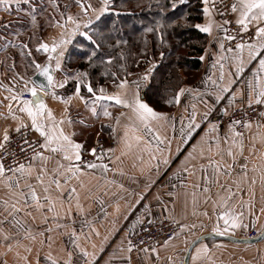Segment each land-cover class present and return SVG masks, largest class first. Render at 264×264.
I'll return each instance as SVG.
<instances>
[{
	"label": "crops",
	"instance_id": "crops-1",
	"mask_svg": "<svg viewBox=\"0 0 264 264\" xmlns=\"http://www.w3.org/2000/svg\"><path fill=\"white\" fill-rule=\"evenodd\" d=\"M22 3L24 0H21L20 4ZM211 4L212 0L207 5L211 16L203 13V20L199 23L204 24L209 18L215 21L211 34L202 32L206 36V44L201 55L204 57L203 60L200 57L199 70L188 72V79L181 87L186 91L181 94L180 102L174 101L172 109L163 112L167 114L168 119L153 122L154 132L152 133L142 130L140 134L144 136L143 141L138 146L134 143L131 150L125 148L121 139L125 127L135 121L131 109L116 105L114 101H103L101 102L103 107L97 105L98 114L94 115L91 112L92 98L89 94L86 96L88 99L86 106L84 101L73 95L75 90L68 95H63L60 93L63 88L55 89L57 96H73L66 114L71 117L73 124L69 126L65 122L63 125L65 133H76L73 139L83 144L82 156L90 152L97 137L102 136L112 140L115 151L112 152L111 167L105 171L102 167L88 169L85 166L82 167L83 174L79 175L78 179L73 177L69 180L62 190H57L54 184L50 185V194L56 204L53 212L48 211L47 201H44L43 197L47 195L44 188L49 187V175L56 167L57 157L47 162L44 184H39L36 179V174L40 171L39 161L36 162V171L27 180V183L32 184L41 197V202L45 205L42 209H38L30 199L29 205L25 207L24 200L12 194L20 191L28 192V189L24 187L23 179L20 189H9L5 179L0 177V201L7 200L9 204H12L19 200L18 207L21 211L14 215L23 224V227L14 224L13 217L9 215L11 209L5 211L3 204L0 203V220L7 218L0 225L3 229L0 233V264H37L38 254L39 264H46L45 256L49 253L58 260L59 264H64L69 251L73 252V264H180L185 249L195 238L214 232L213 229L217 227V224L223 231L225 227L223 220L218 221L217 217L225 208H231L235 213H243L240 217L242 226L230 229L228 235L246 238L251 230L260 232L264 223V211H262L264 180L261 179L264 175V117H258L251 123L250 128L245 129L242 135V154L239 148L241 137H233L229 132V125L217 119L220 115L222 117L226 115L222 109L227 108L229 114L241 108L240 105L246 102L248 90L245 82L252 77L256 62L246 63L244 72L236 74L238 61L233 57L239 53L232 44V40L225 39V33L217 29L216 24H221L223 27L225 25L217 19ZM9 6L12 8L16 4L13 2ZM237 16V13H233L234 22ZM12 21L0 20V26ZM255 26L253 23L249 30L252 34H254ZM1 37L3 35H0V41ZM50 37L49 33L43 42L51 44L53 39L59 40L61 35L59 34L57 38L54 36L55 38L51 40L47 39ZM220 44L224 45L223 49L220 48ZM36 48L37 46L23 52V55H27V63L21 66L20 59L12 58L16 55L13 53L15 50L0 43V134L5 128L10 130V134L14 132L11 130L15 128L17 121L13 119V113L16 116H23L25 120L28 119L26 114L19 112L20 105L10 100L13 93L8 89L18 91L23 88L24 82L18 78L14 79L16 73L24 76L25 79L36 73L31 64L33 59L41 64L47 61V54L42 51L37 52ZM229 48L233 51H227ZM66 49L67 46L64 49L65 52ZM29 52L31 55L28 54ZM243 55L247 60L246 50ZM221 57H227V59H221ZM63 58L64 56L61 58V63ZM55 63L53 60L54 79L63 81L65 78L60 68L55 67ZM221 64L224 65L223 83L230 78L235 79L236 83L231 86L228 93L222 94L224 98L219 103H215L214 94L218 89L212 81L221 83L219 80ZM13 65L15 67H12ZM152 68L153 66L149 65L138 76L128 80L127 94L129 96L136 90L131 81H139L140 96L147 103L144 92L150 78L148 70ZM146 72L148 78L143 79ZM104 87L108 93L124 91L116 86ZM233 92L243 93V100L239 94L237 95L235 107L229 106ZM25 94L30 96L29 99L32 98L31 93ZM41 95L48 108L53 111L57 119H60L61 115L65 114L64 103L54 99L51 91L47 95L43 93ZM104 107L111 113L110 117L103 115ZM205 113H208L207 121L203 119ZM193 115H195V123H198L200 127L194 128L191 137H188L189 124ZM212 123L219 125L217 131L208 130ZM107 129L109 134L106 133ZM31 135L39 136L35 132ZM217 135L220 137L219 150L214 139ZM226 136L227 139H225ZM233 139L237 141L236 144L232 143ZM149 145L150 151L147 150ZM229 148L232 149L235 159L227 154ZM45 155L52 154L45 152ZM153 156L155 159H152ZM210 160L220 162L221 169L218 173L214 172L213 167L210 166ZM253 180H255L254 184ZM61 183L63 184V178ZM72 187L76 188L78 196L72 194L69 200ZM206 187L209 189L207 192L204 191ZM229 191L233 193L231 198H229ZM77 200L83 212L77 208ZM225 200H227L226 205ZM138 218L142 223L137 222ZM148 220H171L179 225L180 230L172 240L155 252H130L127 249V240ZM181 225L186 227L181 228ZM193 225L195 227H192ZM28 228L31 229L35 240L25 235V229ZM48 229L51 231L49 232ZM73 230L79 236L78 243L89 253L88 257H83L78 249L73 248L71 244ZM97 232L99 235L96 234ZM3 233L9 235L7 240L4 239ZM49 236L53 238L52 242L48 240ZM9 244L12 245L11 249L8 248ZM202 245H206L208 250L202 251L199 259L193 261L192 254ZM29 248L31 251H28ZM189 264H264V239L254 244L230 243L221 240L203 241L193 248Z\"/></svg>",
	"mask_w": 264,
	"mask_h": 264
},
{
	"label": "snow or ice",
	"instance_id": "snow-or-ice-1",
	"mask_svg": "<svg viewBox=\"0 0 264 264\" xmlns=\"http://www.w3.org/2000/svg\"><path fill=\"white\" fill-rule=\"evenodd\" d=\"M13 2H15V4L17 5V9H19L21 0H0V4H4L6 8L9 4ZM178 2L185 3L186 0H178ZM209 2L210 0H202V3L205 5L203 7V13L206 16L210 17V9L207 6ZM24 3H27L29 5V8L31 9V19L32 22L35 23L36 5L32 2V0H24ZM50 3L54 8H58V5L56 4L55 0H50ZM74 3L79 6L80 11L75 15L71 13L65 14L64 12H60V19L55 21V23L52 25L53 27H60L61 29L65 30L66 35L62 32L61 38L59 40L53 39L51 44L43 41L37 44V52L42 51L43 53L47 54L46 63L41 64L34 59L31 61V64L34 66L36 72H38L40 76L46 78L47 84H38L37 81L32 79L31 77L25 79L24 76H21L19 73H16L14 79L18 78L19 80L23 81L24 86L18 91L11 88L8 89L9 92L13 93L10 97V100L15 101L18 105H20L19 112L22 114H26L28 118L27 120H25L23 116H16L15 113L12 114L13 119L17 121L15 128L11 130L17 134V138L19 140L16 149L9 150V145L13 143V139L8 128H5L2 134H0V136H2V138H0V177H3L5 179L6 186L9 189H20L21 180L23 179L25 181L24 187L28 189L27 193L23 191L12 193L14 196L18 195L24 200L25 207L29 205V199L33 204H35L38 209H42L45 207L44 203L41 202V197L37 194L35 187L32 184L27 183V180L36 171V162L39 161L40 171L36 174V179L39 184H44V176L47 174V162L53 159L54 157H57L56 167L52 169V173L51 175H49V187L44 188V192L47 195L43 197V200L47 201L48 211L50 212L55 211L56 208L55 201L53 200L50 194V185L54 184L57 190H62L64 185H66L69 180H71L73 177H76L78 179L79 175L83 174V169L81 167L82 164L85 165L88 169L102 167L105 171L108 170V165H98L97 163L91 161H84L82 158L83 144L78 143L73 139L76 133H65L63 128L65 122H67L69 126L73 124L71 117L69 115H66L68 113V106L71 104L73 96H57L55 89L64 88L65 85L68 83V77L66 76L63 81H56L51 72V68L53 60H55L56 62L55 67L57 69L61 68V58L65 55L64 49L69 43L72 42V38L77 36L78 34L86 38V40L91 42L93 45H95L96 49L100 48V44L97 42L96 39H94L93 35L90 33L92 32V27L95 22L99 21L105 13H108L111 10L112 0H100L99 7H94L90 0H74ZM176 3L177 0H173V8L176 7ZM212 6L213 8L215 7V0H212ZM68 7L69 5L66 4L65 8ZM89 11H91L92 13L91 16L89 15ZM231 11L233 13L238 14L235 22L237 25L240 26V31L243 32L245 35H247V33L249 32L253 23L256 25L254 29V34L250 36L247 41L241 39V42L235 45V49L239 53L238 55L233 57L234 60L238 61V63L236 64V74H241L244 72V65L246 63H252L253 61L256 62V67L253 69L252 77L245 82L248 90L247 99L245 103H242L240 105L241 111H245V108H253L254 105L264 107V0H234V2L231 4ZM221 15H223V13H221ZM82 16L86 18L82 19ZM214 23L215 21L209 18L206 23H197L195 24V27L203 33L211 34ZM224 23L226 24L229 22L225 21ZM7 26V24L4 25V27ZM216 27L217 29L225 33V39H236V37L227 34L228 29L223 27V25L216 24ZM146 31L152 32L154 31V29L149 27L146 29ZM22 47L27 48L28 46L25 44L22 45ZM220 48L223 49L224 45L220 44ZM245 50L247 51V60L244 59L243 55ZM227 51L231 52L233 51V49L229 48L227 49ZM28 54L31 55V52H29ZM161 55L163 54L161 53ZM95 56L96 51L93 50L91 55L88 56V60L91 61L92 58ZM203 58L204 57H201L202 60ZM221 59H227V57H221ZM108 62H111V58H109ZM12 67H15V65H13ZM121 67H123V65ZM220 67L222 69L219 77L221 83H217V81L215 80L212 81L213 85H215L218 89V91L214 94L215 103H219L224 98L222 94L228 93L231 89V86L236 83V80L232 78H230L226 83H223L224 65L221 64ZM148 71L150 72L151 69H149ZM112 75L115 78L116 74L112 73ZM129 75H131V73H129ZM87 76V72L78 73L76 75L75 91L73 95L75 97H78L81 101H84L85 105L87 106L88 99L84 95H81V87L86 88L87 93L92 98L91 112L94 115L98 114L97 105L103 107L101 103L103 101H114L116 105H120L132 110V113L135 117V121L125 127L123 137L121 138L127 150H131L134 143L138 146L140 142L143 141L144 136L140 134L142 130L147 133H152L154 132L153 122H160L162 120L168 119L166 113L156 111L154 108L149 106L148 103L143 101L139 93V81H131V84L135 85L136 90L131 94V96H129L127 94L129 81L126 78L120 80L119 84L115 85L118 89L124 91L108 93L104 86L94 88L92 86L91 81L86 79ZM147 78L148 73L146 72L143 76V79ZM46 89L51 90V95L54 99L61 100L65 105V114H62L60 119H57L53 111L48 108L43 96L41 95V93H43L44 95L48 94ZM185 91L186 90L183 88L179 90V92L174 97V101L176 103L180 102V96ZM26 92L31 93V99L24 98V93ZM238 94L240 95L241 100H243L242 92H233L229 100V106L235 107ZM167 102L172 103L173 101L169 100ZM9 111H11V107H9ZM222 111L226 115L228 114L227 108L222 109ZM103 115L109 117L111 116V113L107 110L106 107H104ZM246 115L247 113L245 112V116ZM257 115L259 117H264V110L259 111ZM203 119L205 121L208 120V113L204 114ZM117 122H119V120H117ZM80 123H83V121H80ZM241 124L244 128L251 127V121L247 119L243 121L233 119L231 120L228 127L229 132L232 133L233 137H241V140L239 141V148L242 154L243 134L239 131H236V126ZM199 127L200 125L198 123H195V115H193L189 124L188 137H191L192 130L194 128ZM218 127L219 125L217 123H212L209 125L208 130L217 131ZM33 132L39 134L38 138L29 139ZM157 139H159L158 134ZM214 139L217 146V150H219V135H217ZM225 139H227V136L225 137ZM232 143L236 144L237 141L233 139ZM150 147L151 146L149 145L147 150L150 151ZM89 151L92 155H96L95 148H91ZM107 151L114 152L115 150L110 148L107 149ZM17 152L22 154L20 159L16 158ZM45 152L51 153L52 155H45ZM227 154L229 156H233L231 148L227 149ZM189 155H191V153H189ZM9 156L13 157V167L10 168L5 166V160ZM102 158L103 155L101 153L98 159ZM152 159H155V156H153ZM233 159H235L234 156ZM21 160L23 162H21ZM65 161L67 162L66 164L64 163ZM165 163H167V160H165ZM209 164L213 167L214 172L218 173L220 171V162L210 160ZM225 167L230 166L225 165ZM185 171H187V169H185ZM61 178H63V184L61 183ZM261 179L264 180V175H262ZM205 180L207 182V177H205ZM254 183L255 180H253V184ZM204 191L207 192L209 191V189L206 187ZM72 194H76L78 196L75 187H72L70 189L69 200H71ZM232 195L233 193L229 191V198H231ZM0 203L3 204L5 211H9V209H11V211H9V215L13 217L14 224L23 227L22 221L17 219L14 215L15 213L21 211V209L18 207L19 200L12 204H9L7 200L0 201ZM224 204H227V200L224 201ZM77 208L80 212L84 211L82 206L79 204L78 200ZM262 211H264V209H262ZM205 215H207V213H205ZM242 215L243 213H235L231 208H225L218 214L217 217L218 221L223 220V223L225 225L223 231L219 227V224H217V227H215L213 231L219 233L220 235H226L228 234L230 229H236L241 227L242 223L240 217ZM6 219L7 218H5V220H0V225H2L6 221ZM137 222L142 223V221H139V218ZM147 223L151 225L153 221L148 220ZM243 226L247 227V225ZM58 227H62V225H58ZM184 227L186 226L181 225V228ZM192 227H195V225H193ZM145 230L147 231L148 229ZM48 231L50 232L51 229H48ZM93 231H95V229H93ZM2 232L3 229L0 228V233ZM96 234L99 235L98 232ZM25 235L35 240V236L31 234L30 228L25 229ZM40 235H43V233H40ZM3 237L5 240H7L9 238V235L7 233H3ZM71 237V244L73 248L78 249L79 253L82 254L83 257H88L89 253L87 252V250L82 248L81 245L78 243L79 236L76 234L75 230L72 231ZM52 239L53 238L51 236L48 237V240L50 242H52ZM169 239H171V237H169ZM197 239H199V237ZM165 243H167V241H165ZM192 246H195V241L193 242ZM11 247L12 245L9 244L8 248L11 249ZM132 247L133 246L131 244V241H129L128 250L131 251ZM207 250L208 249L206 245H202L201 247L196 248V252L192 254V260L196 261L197 259H199L200 253L202 251L206 252ZM28 251H31V249L29 248ZM61 251H63V249H61ZM144 251H148V249L145 248ZM152 251L155 252L156 249L153 248ZM185 251L187 252V248L185 249ZM45 261L46 264H59L58 260L55 259L50 253L45 256ZM37 264H39V254ZM64 264H73L72 251H69L67 253V260L64 262Z\"/></svg>",
	"mask_w": 264,
	"mask_h": 264
},
{
	"label": "trees",
	"instance_id": "trees-1",
	"mask_svg": "<svg viewBox=\"0 0 264 264\" xmlns=\"http://www.w3.org/2000/svg\"><path fill=\"white\" fill-rule=\"evenodd\" d=\"M39 1L42 2L41 6L45 4V0H32L36 10L40 7ZM172 3L173 0H112L111 10L95 22L90 33L100 48L96 49L79 34L67 45L60 71L64 78L68 77V83L60 93L68 95L75 90L78 73L87 72L86 79L91 81L94 88L114 87L120 80L138 76L152 65L144 92L145 99L159 112L172 109L174 97L188 79V72L199 70L200 57L206 44L205 34L195 27L203 20L202 1L179 3L177 0L175 8ZM23 5L19 8L28 7L27 3ZM28 22L13 20L0 26V35H3L0 43L15 50L13 53L16 55L12 58L20 59L21 66L27 63V55H23V52L31 48L27 44L28 47L24 48L22 45L25 44L19 42L11 46L3 39L8 40L7 32L13 37L25 31ZM5 24L8 26L4 27ZM15 24L18 31L14 30ZM149 27L154 31L147 32ZM93 50L96 56L89 61L88 56ZM112 73L116 74L115 78ZM81 95H88L86 88L81 87ZM169 100L173 102L168 103Z\"/></svg>",
	"mask_w": 264,
	"mask_h": 264
},
{
	"label": "built area",
	"instance_id": "built-area-1",
	"mask_svg": "<svg viewBox=\"0 0 264 264\" xmlns=\"http://www.w3.org/2000/svg\"><path fill=\"white\" fill-rule=\"evenodd\" d=\"M234 2V0H215V7L213 8L211 4L212 11L214 12L215 16L218 20H220L224 25L225 28L228 29V34L236 37V39L232 40V44L236 45L237 43L241 42V39L244 41H247L250 36H252V32H248L247 35L244 33H241L240 26L237 25L233 21V12L231 11V4ZM223 13V15H221ZM225 21H228L229 23H224ZM25 99H29L30 96L28 94L24 95ZM262 110L261 106L254 105L253 108H245V111H241V108L233 110L231 113L223 116L221 118V122L223 124L229 125L231 120L238 119V120H249L251 123L256 121L258 119L257 113ZM245 112L247 115L245 116ZM245 129L243 125H237L236 131L241 132L244 134ZM13 143L9 145V150L16 149L17 144L19 143V140L17 138V134L15 132L11 133ZM38 137H33L32 135L29 137V139H36ZM93 148L96 149V155H92L90 152L87 155H83L82 158L84 161H91L97 164H105L108 165V169L111 167V158H112V152H108L107 149H113V141L110 139H105L102 136L97 137ZM103 155L102 159H98V157ZM22 154L17 152V159H20ZM13 157L9 156L5 160V166L6 167H13L12 164ZM21 162H23L21 160ZM81 167H85V165H81ZM10 174V173H8ZM145 229H148L147 231ZM180 227L177 223L171 221V220H161V221H153L151 225H149L147 222L143 223L138 232L131 236L127 240V249H129V241H131L132 244V250L130 252H138V251H144L145 248L148 249V252H153L152 249L155 248L156 250L161 248L163 245H165V241L169 242L172 240L176 234L179 232ZM256 231L251 230L247 234V238H254L257 236ZM175 234V235H174ZM171 237V239H169Z\"/></svg>",
	"mask_w": 264,
	"mask_h": 264
},
{
	"label": "rangeland",
	"instance_id": "rangeland-1",
	"mask_svg": "<svg viewBox=\"0 0 264 264\" xmlns=\"http://www.w3.org/2000/svg\"><path fill=\"white\" fill-rule=\"evenodd\" d=\"M55 2L58 5V8H54L50 3V0H45V4L42 6L41 1L37 2L40 4V7L37 5L39 8H37V13H35V23L32 22L29 5L28 7L17 9V5L12 8L8 5L6 8L4 4H0V20H29L25 31H22V33L19 34H14L13 37L10 32H7L5 34L8 37V40L6 41L3 39V41L8 42L11 46L17 42L27 44L32 49L37 46L36 43L38 41H43L49 33L51 37L47 39L51 40L54 36L57 38L59 34H62L60 31L63 29L60 27H53L52 25L55 21L60 19L59 13L64 12L65 14L71 13L75 15L80 9L79 6L74 3V0H55ZM90 2L94 7H98L100 4V0H91ZM66 4L69 5L68 8H65ZM20 6H24L23 3L20 4ZM89 15H92L91 11H89ZM81 18L85 19L86 17L82 16ZM14 30L18 31L16 24L14 25ZM54 31L56 33H54ZM65 32L66 31L63 30V33Z\"/></svg>",
	"mask_w": 264,
	"mask_h": 264
},
{
	"label": "water",
	"instance_id": "water-1",
	"mask_svg": "<svg viewBox=\"0 0 264 264\" xmlns=\"http://www.w3.org/2000/svg\"><path fill=\"white\" fill-rule=\"evenodd\" d=\"M46 63V62H45ZM51 72L53 74V70L51 68ZM32 79L36 80L37 83H43V84H47L46 78L43 76H40L38 72H36L35 74H33V76H31ZM47 92H50L51 90H47ZM143 97V95H142ZM222 115H220L217 119L218 121L221 120ZM199 237V239H197ZM197 238H195L190 245L187 247V252L185 251L184 256L180 262V264H189V258H190V254L193 250V248L199 244L200 242L203 241H208V240H221V241H226V242H230V243H239V244H254L257 243L259 241H262L264 239V223H263V227L260 230V232L258 233V235L255 238H239V237H234L231 235H220L219 233L216 232H210V233H206V234H202L200 236H198ZM195 241V246L193 247L192 244Z\"/></svg>",
	"mask_w": 264,
	"mask_h": 264
}]
</instances>
